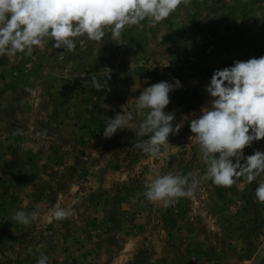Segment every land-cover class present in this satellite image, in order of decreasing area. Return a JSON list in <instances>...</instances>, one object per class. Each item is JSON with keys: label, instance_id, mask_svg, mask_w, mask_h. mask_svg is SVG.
Segmentation results:
<instances>
[{"label": "rangeland", "instance_id": "1", "mask_svg": "<svg viewBox=\"0 0 264 264\" xmlns=\"http://www.w3.org/2000/svg\"><path fill=\"white\" fill-rule=\"evenodd\" d=\"M257 11L264 0H191L154 28H127L123 44L106 35L77 40L75 52L49 42L32 56H0V264H36L41 253L48 264H264V205L253 195L264 174L231 188L203 179L188 121L159 158L133 149L130 130L103 136L109 118L134 111L141 90L160 81L182 84L165 109L174 123L198 117L214 70L264 56ZM105 68L108 90L93 89L88 80L103 81ZM134 115L138 123L142 114ZM256 150L264 139L244 154ZM194 169L201 179L193 196L163 207L142 195L155 173ZM56 204L73 215L48 223ZM37 208L28 226L12 220Z\"/></svg>", "mask_w": 264, "mask_h": 264}, {"label": "clouds", "instance_id": "2", "mask_svg": "<svg viewBox=\"0 0 264 264\" xmlns=\"http://www.w3.org/2000/svg\"><path fill=\"white\" fill-rule=\"evenodd\" d=\"M190 3L191 0H0V56H32L34 49H43L49 42L55 49L75 52L77 40L81 46L86 40L101 43L106 35L123 44L119 41L127 28H143L145 21L154 28L181 5ZM255 17H264V12L257 11ZM105 70L103 81L95 76L88 80L93 89L108 90L111 70ZM180 87L181 82L174 79L143 88L135 98L134 111L123 110L109 118L103 136L110 139L117 130H130L136 136L133 149L159 158L170 146L169 136L178 134L188 121L193 134L189 140L196 143L205 166L203 179L231 188L241 177L251 184L264 174V151L244 154L254 141L264 139V56L236 60L230 67L214 70L205 87L211 99L200 109L201 114L197 117L193 113L191 118L185 115L174 123L175 112L165 109L170 104V93ZM134 112L142 114L138 123L134 122ZM12 134L23 135V130ZM38 135L46 136L47 132ZM200 179L198 169L187 174L157 172L145 183L142 195L148 202L170 207L181 198L193 196ZM253 195L257 203L264 205V180H259ZM137 199L138 196L131 198L132 203ZM72 215L71 207L56 204L48 209V223L67 220ZM40 216L38 208L30 212L18 210L12 220L28 226ZM36 264H48V257L41 253Z\"/></svg>", "mask_w": 264, "mask_h": 264}]
</instances>
